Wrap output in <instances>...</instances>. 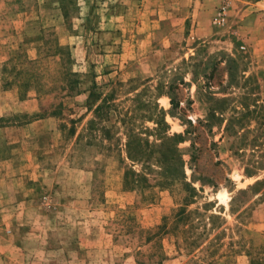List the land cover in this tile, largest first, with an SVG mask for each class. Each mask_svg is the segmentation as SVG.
I'll use <instances>...</instances> for the list:
<instances>
[{
    "label": "rangeland",
    "instance_id": "1",
    "mask_svg": "<svg viewBox=\"0 0 264 264\" xmlns=\"http://www.w3.org/2000/svg\"><path fill=\"white\" fill-rule=\"evenodd\" d=\"M3 107L0 264H264V0H0Z\"/></svg>",
    "mask_w": 264,
    "mask_h": 264
},
{
    "label": "trees",
    "instance_id": "2",
    "mask_svg": "<svg viewBox=\"0 0 264 264\" xmlns=\"http://www.w3.org/2000/svg\"><path fill=\"white\" fill-rule=\"evenodd\" d=\"M57 54L61 55L62 62H64V63L68 62L69 50L67 48L62 47V46H57V49L55 51V55H57ZM14 69H16V68H14ZM27 73H29V72H27V71L22 72L21 70L20 71L17 70V72H16V74H19V76H21V74L25 75ZM122 87H123L122 84H120V88H122ZM171 87H172V85H171ZM120 88H119V90H120ZM137 88L138 87H133L132 89H133V91H135V90H137ZM114 91H116V89H114ZM142 95H143V93L138 92L136 94L135 98L132 100L137 102L138 104H141L144 106H147V105L151 106L150 102H146L147 105L145 104V102H143V100L141 99ZM99 98H101V101L99 103H96V101ZM114 100H115V94L104 95L102 97L101 94H99L98 92H96L94 90V88L90 90V94H89V97L87 100V104H88V110L92 111L94 113V117L88 121L87 131L90 134H93V132L95 133V131H100L105 139L110 140L113 137L112 129L106 125L101 124V122L103 120H109L108 118L110 117L111 111L115 110L117 112L118 120L123 125V127L126 131L125 134L128 137V140L125 144V150L127 152V156L129 158H131L132 160H136L137 157H139L138 159H140L142 157H145V158L151 157L153 155V152H155L153 150V148H154L153 146H156V144L150 145L149 142L144 143L142 141V138L139 136V134L134 132V128H133V126H134V124H133L134 114H132L133 111L127 110L126 112L122 113L118 108V104H116L114 102ZM173 100H174V97H172V102H173ZM158 123L165 125V121H164L162 116H161V119L158 121ZM72 133H74V129H72ZM174 137L175 138L176 137L181 138V136L179 134H176ZM248 172H249V174L252 173L251 170H249ZM130 174H134V172L133 171L127 172V178H126V182H125L126 183L125 185L127 186V188H128V186H130V183H131V181L129 180ZM194 244L195 243H193V246H194Z\"/></svg>",
    "mask_w": 264,
    "mask_h": 264
},
{
    "label": "crops",
    "instance_id": "3",
    "mask_svg": "<svg viewBox=\"0 0 264 264\" xmlns=\"http://www.w3.org/2000/svg\"><path fill=\"white\" fill-rule=\"evenodd\" d=\"M2 110L0 111V116L3 115L5 108L3 107ZM34 123H36V121H34L33 123H30L29 125H33ZM22 127H24V126H22ZM22 127L20 126V128H22ZM3 200H5V196H3ZM9 207L11 209L12 208V205H10ZM10 209H8V210H10Z\"/></svg>",
    "mask_w": 264,
    "mask_h": 264
},
{
    "label": "bare ground",
    "instance_id": "4",
    "mask_svg": "<svg viewBox=\"0 0 264 264\" xmlns=\"http://www.w3.org/2000/svg\"><path fill=\"white\" fill-rule=\"evenodd\" d=\"M220 195H222V196H226V194H225V193H220Z\"/></svg>",
    "mask_w": 264,
    "mask_h": 264
},
{
    "label": "built area",
    "instance_id": "5",
    "mask_svg": "<svg viewBox=\"0 0 264 264\" xmlns=\"http://www.w3.org/2000/svg\"><path fill=\"white\" fill-rule=\"evenodd\" d=\"M221 19H224V17H222Z\"/></svg>",
    "mask_w": 264,
    "mask_h": 264
}]
</instances>
